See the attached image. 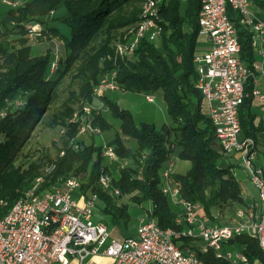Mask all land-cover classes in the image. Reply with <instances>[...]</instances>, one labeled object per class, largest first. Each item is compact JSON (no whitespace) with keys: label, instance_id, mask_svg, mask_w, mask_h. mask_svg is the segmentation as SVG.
Returning a JSON list of instances; mask_svg holds the SVG:
<instances>
[{"label":"trees","instance_id":"trees-1","mask_svg":"<svg viewBox=\"0 0 264 264\" xmlns=\"http://www.w3.org/2000/svg\"><path fill=\"white\" fill-rule=\"evenodd\" d=\"M199 4L200 0H163L158 9L159 37L155 41L143 37L132 52L123 53L116 51L117 42L132 38L141 18V0H25L15 6L4 4L7 9L0 17V217L38 176L43 177L39 192L59 186L68 177L76 178L77 195L97 194L94 219L109 229L126 224L130 218L126 203L118 200L121 196L140 205L149 204L141 219H151L163 228H184L183 221H176L181 207L163 190L165 182L178 189L180 199L199 204L212 223L220 221L226 208L232 215L230 206L247 205L232 170L235 164L219 149L203 96L195 86L197 73L192 61ZM254 6L264 19V0H254ZM227 15L236 27L239 56L252 68L257 59L250 41L252 32L239 23V15L229 7ZM57 21L68 27L67 35L53 24ZM33 22L61 40V58H54L51 47L41 54L32 52L23 35L25 26ZM12 33L20 35L18 45L11 41ZM54 62L57 65L52 70ZM106 71L115 72L116 89L145 92V97L161 91L171 121L160 127L143 121L136 124L129 110L102 93L96 97L106 107L99 111L102 105L94 103V86ZM69 72L79 81V114L73 117L68 104L52 112L51 122L64 129L55 157L39 158L32 151L25 154L24 145L34 126L52 108L56 87ZM254 85L249 76L238 108L240 136L251 137L264 155V118L257 117L254 110ZM82 105L89 108L88 113ZM111 117L119 120V131L107 141L115 152L108 158L89 127L109 130L114 120ZM81 124L89 126L85 131L89 136L79 132ZM122 136L130 138L129 144ZM175 159L187 160L189 166L183 171L171 169L164 177ZM46 164L49 167L44 172ZM101 173L107 176L109 188L100 184ZM113 188L118 194L110 191ZM137 226L122 236L133 235ZM174 240L183 250L192 249L201 264H229L212 249L203 251L199 238L180 235ZM230 242L229 246L243 249L250 263L264 264L263 251L248 233L234 236Z\"/></svg>","mask_w":264,"mask_h":264},{"label":"built area","instance_id":"built-area-1","mask_svg":"<svg viewBox=\"0 0 264 264\" xmlns=\"http://www.w3.org/2000/svg\"><path fill=\"white\" fill-rule=\"evenodd\" d=\"M2 1L10 6L20 3L19 0ZM203 1L205 28L199 37L208 46L196 52L194 57L196 87L203 96L219 149L227 155L239 153L247 171L246 165L254 164L257 149L251 137L240 136L238 108L243 101L248 77L253 78L254 84L264 81V19L250 8L254 0ZM228 7L237 12L239 23L252 32L251 46L254 51L257 49L258 55L252 62V68L239 56L237 31L227 15ZM143 25H152L149 16L146 23L142 22V32ZM159 35L160 32L155 31L152 25V32L146 37L155 41ZM139 40L140 37L128 45V49L118 50L119 53L132 52ZM255 86L251 92L264 109V94ZM116 88L115 72L112 71L94 86V92L101 94ZM224 91H232V98L223 99ZM146 99L149 102L153 97L147 95ZM88 127L81 124L79 132H85ZM89 128L92 132L101 133L97 127ZM102 154L113 158L112 146L103 144ZM169 166L167 173L173 163ZM247 174L257 191L259 208H238L241 217L232 218L228 227L210 222L199 204L180 199L178 189L165 182L164 191L173 203L181 207L176 221H183L184 228L154 230L151 219H141L135 233L128 237L114 236L106 225L97 222L94 219L99 199L97 194L77 195L79 181L68 177L59 186L44 190L37 199H29V195L24 197L11 213V218L0 222V264H69L72 257L81 261L90 255L108 256L112 264H194V259L199 258L192 249L173 247V239L180 235L199 238L202 250L203 247H211L229 264H247L243 249L224 242V234H233L234 237L253 233L264 253L263 170L255 165V171H247Z\"/></svg>","mask_w":264,"mask_h":264},{"label":"rangeland","instance_id":"rangeland-1","mask_svg":"<svg viewBox=\"0 0 264 264\" xmlns=\"http://www.w3.org/2000/svg\"><path fill=\"white\" fill-rule=\"evenodd\" d=\"M25 0H19L20 3H22ZM184 1V0H183ZM252 10H256L254 4L250 6ZM7 9V6L3 4L2 0L0 1V17L4 15L5 10ZM46 22H49L47 20ZM53 24L60 29V31L63 34H68V27L63 24L57 22H53ZM41 27L44 28L43 25H41L38 22H33V23H28L25 26L26 33L23 35L26 37L28 44L31 46L32 52L33 53H43L45 52L47 47H51L52 52L54 54V58L57 59L61 58L63 55V46L61 44V40L58 37H51L45 32L41 31ZM129 33L131 30L128 31ZM124 32V34L128 33ZM17 37H20L19 34H14L12 33L11 35V41L14 42V44L18 45L19 39H16ZM117 42V41H116ZM115 42V43H116ZM158 42V41H157ZM118 43V42H117ZM205 49V45L203 41H201L200 37H197V42H196V48L195 52H200ZM255 55H257V49H255ZM54 64V65H53ZM57 62L52 63V70L56 68ZM108 71H106L105 74H107ZM257 85V84H256ZM78 86H79V81L75 77H73V72H69L65 74V76L61 79L60 83L56 87V94L57 98L56 100L52 103L50 110L46 113L44 118L42 119L41 122L36 124L34 126V130L32 131V134L29 138V140L25 143L24 145V153L27 154V152H31L39 158H44L45 155H48L50 157H55L57 153V149L61 146V142L63 139V127L59 126L58 124H54L51 122V117H52V112L58 109H61L64 104H68L73 108V117L78 115L79 113L77 112V109L80 106V101L76 97L78 93ZM258 88L262 91H264V81H261L260 84L258 85ZM96 94L94 99H95V104H101L102 107L98 109L99 111H102V108L106 107V105H103V102L99 101L96 96H99L98 93ZM145 92H136V91H129V90H121V89H108L102 92V95H105L107 97H110L114 99L117 104H119V107H123L124 109H127L132 113L134 121L136 124H139L140 122H149L153 123L156 127H160L161 125L165 123H169L171 121L170 116L168 115L166 111V105L164 103V100L162 98V93L161 91H153L150 92L149 94L153 97L152 101H149L145 97ZM256 99V97H255ZM69 100V101H68ZM257 100V99H256ZM68 102V103H66ZM85 104V103H84ZM83 104V105H84ZM254 110L256 112L257 117H263L264 118V110L261 108V105L254 101ZM82 105V106H83ZM96 107V106H95ZM83 106L82 110L86 113H88V110ZM105 110V109H104ZM85 113V114H86ZM83 114V116L85 115ZM113 125L112 128L109 130H103L101 133H95L92 134L94 137V141L97 144H107L108 145V140H111L113 138V135L115 132L119 131V120L111 117ZM89 132H81V134H88ZM123 140L125 143L129 144V139L125 136H122ZM90 138L87 139L89 141ZM132 142V141H130ZM259 151V147L257 152ZM259 153V152H258ZM228 161L231 162V164L234 167L232 168L234 175L236 178L239 180V184L241 186V191L243 192L242 194L244 195V198L249 199L250 201L255 200L258 204L259 208V203H258V198H257V191L253 184L251 183L247 171L243 167L241 157L239 153H231L229 154ZM253 162L255 165L259 166L263 170V175H264V155L263 153L257 154V156L254 157ZM174 165L172 166V169L174 170H185L189 166V161L187 160H180V159H175L172 162ZM49 166L46 164L42 168L45 170L44 172L47 171V168ZM119 202L123 201L126 203V206L128 207V214H129V220L126 224H121L120 226H114L110 228V232L115 235H125V233L131 232L139 223V220L143 217L146 216V209L148 208L149 204L146 206V204L140 205L138 203L133 202L132 200L129 199L128 196H121V198L118 199ZM137 204V205H136ZM233 210V213L227 212V208L223 210L224 212L220 215L219 217V222L215 223H221V224H231L232 223V218L235 217L236 210L238 208H243L245 207H251L253 210H256L255 206H243V204H236L233 206H230ZM258 210V209H257ZM211 212L213 214H217V211L215 209H212ZM202 246V245H201ZM255 264H259L258 262Z\"/></svg>","mask_w":264,"mask_h":264},{"label":"bare ground","instance_id":"bare-ground-1","mask_svg":"<svg viewBox=\"0 0 264 264\" xmlns=\"http://www.w3.org/2000/svg\"><path fill=\"white\" fill-rule=\"evenodd\" d=\"M162 1L163 0H141V18L136 24V27H135L134 32H133V36H131L132 38H130L126 43H119L118 42L116 51L128 49V45L134 44V42H136V40H138L139 37L141 39L143 37H146L147 35H150L152 32V25H154L155 31H158L161 33L162 28H161V25L158 23V16H159L158 9H159V5L162 3ZM204 11H205V2L203 0H200L198 12H197L198 37L199 36L201 37L200 34L203 33V29L205 28ZM157 12H158V14H155ZM148 16H149V21H150V23H152V25H143V32H142V28H140V27L142 26V22L146 23V17H148ZM195 54H196V52L193 55V61H192L193 63L195 62L194 61ZM195 86H196V84H195ZM148 96H150V95H148ZM230 98H232V91H224L223 92V99H230ZM75 116H76V114H75ZM114 156H115V152H114V149L112 147V157H114ZM246 166H247V171H255V164H247ZM167 175H168V173L166 170V171H164V177ZM42 180H43V177L38 176L35 179V185L31 186L28 190H26L20 197H18L14 201V203L11 205V207L9 208L7 213L0 217V222H4V220L11 218V213L14 212L15 209L18 208V205L21 203V201H22V199H24V197H27L29 195V199H37L40 196V193L44 192V190L40 191V192L38 191V188H40L39 186H40V183L42 182ZM99 182L104 188H109V180L105 174H103V173L100 174ZM163 190H164V188H163ZM110 191L111 192L114 191L116 194H118V190L116 188H113ZM240 217H241V210H236L234 218H240ZM154 222L155 221L151 220V224H153L154 230L163 229V227H160L159 225H157ZM221 227H228V224L227 223L221 224ZM247 233H245V234H247ZM248 235L253 237L257 241V238L253 233H248ZM232 238H233V234H224V242H230ZM257 244H258L259 248L261 249V251H263V246L260 245L258 241H257ZM173 247L175 249H181V247L178 246V244L175 242L174 239H173ZM186 248H188V247H186ZM207 248L211 249V247H203V251H205ZM212 250L215 253V250L214 249H212ZM215 255L221 259H224V256H221L219 254H215ZM244 256H245V261L247 262V264H255L256 263V261H253L252 263H250L248 256L245 254V252H244ZM194 264H201L200 259H194Z\"/></svg>","mask_w":264,"mask_h":264},{"label":"crops","instance_id":"crops-1","mask_svg":"<svg viewBox=\"0 0 264 264\" xmlns=\"http://www.w3.org/2000/svg\"><path fill=\"white\" fill-rule=\"evenodd\" d=\"M201 41H203V40L201 39ZM203 43L205 45V48H207L208 44L206 42H204V41H203ZM261 81H263V80H259V82H257V85L255 84L256 85L255 87L258 88V85L260 84ZM259 91L264 94V91H262L260 89H259ZM255 102L257 103V100L256 99H255ZM259 153L257 152V154H259ZM257 154H256V156H257ZM242 196H243V199L245 201V204H247L249 206L254 205L255 208H256V210L258 209V204H257V202L255 200L250 201L249 199L244 198V195L243 194H242ZM258 203H259V201H258ZM112 235H114V234H112ZM112 262L113 261H112V259L110 257L104 256V255H90V256H87L86 258H84L81 261H79L75 257H72L69 260V264H112Z\"/></svg>","mask_w":264,"mask_h":264}]
</instances>
